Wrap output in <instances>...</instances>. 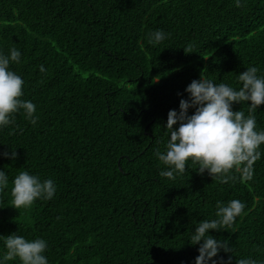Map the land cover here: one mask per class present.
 <instances>
[{"label": "trees", "instance_id": "16d2710c", "mask_svg": "<svg viewBox=\"0 0 264 264\" xmlns=\"http://www.w3.org/2000/svg\"><path fill=\"white\" fill-rule=\"evenodd\" d=\"M0 0V53H21L10 70L24 80L36 124L23 110L0 129V264L5 237L43 239L48 264H195L198 223L218 219L217 202L245 204L217 264H264V145L251 178L232 171L213 180L191 161L183 175L155 155L170 139V110L201 76L238 89L249 67L264 77V0ZM165 33L150 44L155 31ZM191 49L188 52V49ZM186 53H185V51ZM43 66L44 71H41ZM247 102L233 111L247 117ZM195 109H189V115ZM264 131V105L255 113ZM178 127V125L174 126ZM16 152V159L6 158ZM51 179V200L15 209L21 172ZM209 264H212L209 261Z\"/></svg>", "mask_w": 264, "mask_h": 264}, {"label": "clouds", "instance_id": "9594fccd", "mask_svg": "<svg viewBox=\"0 0 264 264\" xmlns=\"http://www.w3.org/2000/svg\"><path fill=\"white\" fill-rule=\"evenodd\" d=\"M236 7H241L236 0ZM166 38L165 33L155 31L149 38L150 44H159ZM185 51V50H184ZM191 49H188L190 52ZM186 53V51H185ZM21 53L15 48L10 55L0 53V129L15 122L14 117L24 111L30 123L36 124V106L24 96V80L16 72L10 70V64H19ZM41 71H44L41 66ZM257 67H249L238 75L240 87L234 89L224 83L216 84L201 76L186 88L188 100H181L179 112L170 110L167 119V130L170 136L166 151H156L159 161L170 170L161 171L160 175L175 179L176 174L183 175L187 164L191 161L199 165L198 174L205 172L220 183H228L232 171H243L251 178L253 165L260 159L261 145H264V131H257L253 113L264 105V77L258 76ZM247 102L248 115L243 111H233V104ZM195 109L189 115V109ZM178 125V127H174ZM6 158L15 160L16 152ZM8 186V178L0 171V192ZM56 186L51 179L41 181L38 176L21 171L13 181L11 197L13 208H30L37 199L51 200ZM218 219L203 220L198 223L191 236V244L199 245V255L195 264H217L214 259L221 251L232 252L229 242L217 240L208 235L209 231H221L231 228L239 217L245 204L240 200H232L227 206L217 202ZM5 239L6 254L4 261L18 259L20 264H48L44 255L47 243L43 239L26 240L23 236L11 234ZM236 264H256L255 260L238 259Z\"/></svg>", "mask_w": 264, "mask_h": 264}]
</instances>
